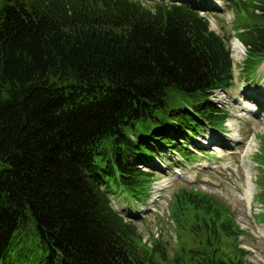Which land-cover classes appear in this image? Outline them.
<instances>
[{"label":"trees","instance_id":"1","mask_svg":"<svg viewBox=\"0 0 264 264\" xmlns=\"http://www.w3.org/2000/svg\"><path fill=\"white\" fill-rule=\"evenodd\" d=\"M229 4L259 10L237 34L251 71L264 59V0ZM230 54L183 2L0 0V264H157L109 184L144 201L148 159L168 147L186 161L187 134L203 121L219 129L225 115L210 95L231 84ZM209 204L207 240L222 224L237 232L229 212ZM219 250L181 264H245Z\"/></svg>","mask_w":264,"mask_h":264},{"label":"rangeland","instance_id":"2","mask_svg":"<svg viewBox=\"0 0 264 264\" xmlns=\"http://www.w3.org/2000/svg\"><path fill=\"white\" fill-rule=\"evenodd\" d=\"M142 1L151 5L157 0ZM243 1L253 5L255 0ZM199 11L208 19L210 29L230 47L231 84L210 95L213 105L224 112L225 120L219 129L203 121V130L187 134L186 144L193 152L186 161L168 147L148 159L149 164L142 167L153 173V178L146 200L128 202L119 187L110 182L111 203L122 215L133 219L139 248L157 264H181L191 254L199 257L209 246H219L221 257L264 264V59L251 70L253 73L249 69L250 73L243 65L246 49L241 59H234L231 48L243 25L252 19L251 11L259 10H234L229 0H222L220 8L209 6ZM248 182L253 188L250 202L243 199ZM190 191L198 196H188ZM210 200L229 212L237 232L222 224V230L214 228L211 240H207L208 226L203 223L209 220ZM35 232L36 227L29 224L28 245L37 242ZM21 245L13 246V259ZM191 250L199 252L193 254Z\"/></svg>","mask_w":264,"mask_h":264},{"label":"bare ground","instance_id":"3","mask_svg":"<svg viewBox=\"0 0 264 264\" xmlns=\"http://www.w3.org/2000/svg\"><path fill=\"white\" fill-rule=\"evenodd\" d=\"M189 2L193 3V4H200L202 1H204L207 4H210L211 6L214 7H221L222 4V0H188ZM232 57L234 59H241L242 58V54L244 53L245 49H242V47L240 46L239 40L237 39H233L232 42ZM235 54V56H234ZM215 92V91H214ZM165 187L164 184H162V188ZM252 194H253V188L250 182L247 183L246 188H245V193L243 195V199L246 202H250L252 199Z\"/></svg>","mask_w":264,"mask_h":264},{"label":"water","instance_id":"4","mask_svg":"<svg viewBox=\"0 0 264 264\" xmlns=\"http://www.w3.org/2000/svg\"><path fill=\"white\" fill-rule=\"evenodd\" d=\"M171 1L183 2V3L187 4L188 6H190L192 8H195L197 10H203V11L208 10L209 6L211 7L210 4H207L204 1H202L199 5L198 4H193V3L189 2L188 0H171ZM234 39H237V38H234ZM237 40H239V39H237ZM239 43H240V46L242 47V49H245V46L240 41H239Z\"/></svg>","mask_w":264,"mask_h":264}]
</instances>
